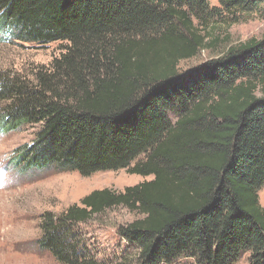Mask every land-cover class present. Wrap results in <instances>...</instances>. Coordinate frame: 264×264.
<instances>
[{"label": "trees", "instance_id": "1", "mask_svg": "<svg viewBox=\"0 0 264 264\" xmlns=\"http://www.w3.org/2000/svg\"><path fill=\"white\" fill-rule=\"evenodd\" d=\"M256 12L264 0H0V42L66 44L31 75L0 76V128L40 126L24 167L154 177L45 212L41 249L102 264L79 227L124 207L142 216L117 228L135 264H264V38L179 69Z\"/></svg>", "mask_w": 264, "mask_h": 264}, {"label": "rangeland", "instance_id": "2", "mask_svg": "<svg viewBox=\"0 0 264 264\" xmlns=\"http://www.w3.org/2000/svg\"><path fill=\"white\" fill-rule=\"evenodd\" d=\"M211 6H219V0H211ZM228 43L215 50H204L197 58L180 64L186 73L207 61L221 57L228 48L251 39L264 38V13L256 12L242 19L241 23L219 27L215 36ZM65 43H53L44 47L37 45L8 44L0 42L1 74L23 73L31 75L35 68L49 66L60 57ZM261 95V93L259 94ZM0 106V113H1ZM40 126L24 127L5 132L0 128V264H62L50 252L41 249V216L45 212L60 214L94 191L112 189L123 192L154 179L129 175L125 170L96 173L83 177L76 171L57 167L35 169L24 167L23 152L30 146ZM264 208V188L259 191ZM142 216L124 207L108 210L91 222L79 227L87 236L89 248L102 264H135L136 251L122 240L119 226L130 224ZM250 255L242 254L235 264H250ZM175 264H196L183 259Z\"/></svg>", "mask_w": 264, "mask_h": 264}]
</instances>
